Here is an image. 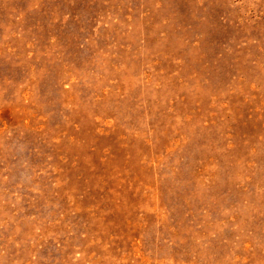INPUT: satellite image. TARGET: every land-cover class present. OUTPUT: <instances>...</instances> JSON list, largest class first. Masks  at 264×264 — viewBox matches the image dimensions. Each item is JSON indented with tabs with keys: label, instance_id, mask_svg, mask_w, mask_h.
I'll return each instance as SVG.
<instances>
[{
	"label": "rangeland",
	"instance_id": "rangeland-1",
	"mask_svg": "<svg viewBox=\"0 0 264 264\" xmlns=\"http://www.w3.org/2000/svg\"><path fill=\"white\" fill-rule=\"evenodd\" d=\"M0 264H264V0H0Z\"/></svg>",
	"mask_w": 264,
	"mask_h": 264
}]
</instances>
